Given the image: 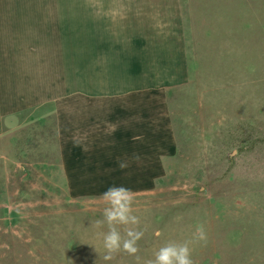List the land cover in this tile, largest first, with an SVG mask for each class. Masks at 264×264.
I'll return each instance as SVG.
<instances>
[{
	"label": "rangeland",
	"instance_id": "1",
	"mask_svg": "<svg viewBox=\"0 0 264 264\" xmlns=\"http://www.w3.org/2000/svg\"><path fill=\"white\" fill-rule=\"evenodd\" d=\"M196 51L166 95L174 154L60 155L52 110L0 137V264H149L168 243L193 264H264V0H217V49ZM113 185L144 235L106 262Z\"/></svg>",
	"mask_w": 264,
	"mask_h": 264
},
{
	"label": "crops",
	"instance_id": "2",
	"mask_svg": "<svg viewBox=\"0 0 264 264\" xmlns=\"http://www.w3.org/2000/svg\"><path fill=\"white\" fill-rule=\"evenodd\" d=\"M197 49L217 0H0V137L52 110L60 155L174 154L166 95Z\"/></svg>",
	"mask_w": 264,
	"mask_h": 264
},
{
	"label": "clouds",
	"instance_id": "3",
	"mask_svg": "<svg viewBox=\"0 0 264 264\" xmlns=\"http://www.w3.org/2000/svg\"><path fill=\"white\" fill-rule=\"evenodd\" d=\"M127 166L126 163H119L121 170ZM100 198L106 206L103 208L101 218L95 221V225L107 228V231L102 233L105 252L103 260L110 262L120 252L135 255L139 251L138 241L142 239L144 233L138 230L140 221L133 214L134 193L122 185H113L108 187ZM119 226L124 228L123 235ZM197 238L205 239L202 229L197 230ZM149 264H193L191 250L187 243H168L158 249Z\"/></svg>",
	"mask_w": 264,
	"mask_h": 264
}]
</instances>
